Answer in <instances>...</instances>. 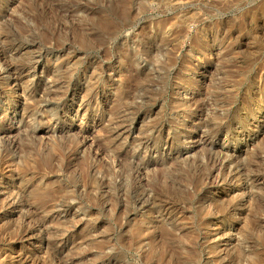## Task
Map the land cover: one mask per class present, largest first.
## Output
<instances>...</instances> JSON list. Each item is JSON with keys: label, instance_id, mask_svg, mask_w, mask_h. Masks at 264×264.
Here are the masks:
<instances>
[{"label": "rangeland", "instance_id": "374dc122", "mask_svg": "<svg viewBox=\"0 0 264 264\" xmlns=\"http://www.w3.org/2000/svg\"><path fill=\"white\" fill-rule=\"evenodd\" d=\"M0 264H264V0H0Z\"/></svg>", "mask_w": 264, "mask_h": 264}, {"label": "bare ground", "instance_id": "6f19581e", "mask_svg": "<svg viewBox=\"0 0 264 264\" xmlns=\"http://www.w3.org/2000/svg\"><path fill=\"white\" fill-rule=\"evenodd\" d=\"M35 65H36V64H35ZM33 67H34V66H33ZM13 68H14V67H13ZM19 68H20V67H19ZM16 69H17V68H16ZM16 69H15V71H16ZM34 69H35V68H34ZM15 71H14V72H15ZM18 71H19V70H18Z\"/></svg>", "mask_w": 264, "mask_h": 264}]
</instances>
